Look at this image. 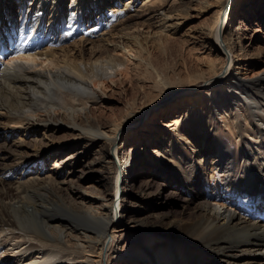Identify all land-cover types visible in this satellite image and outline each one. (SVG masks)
I'll return each instance as SVG.
<instances>
[{
  "label": "bare ground",
  "instance_id": "obj_1",
  "mask_svg": "<svg viewBox=\"0 0 264 264\" xmlns=\"http://www.w3.org/2000/svg\"><path fill=\"white\" fill-rule=\"evenodd\" d=\"M196 3L212 15L185 39L184 57L185 50L199 52L204 69L181 61L170 67H181L186 83L165 79L168 68L159 67L157 57L148 59L149 41L139 33L122 40V47L101 43L110 42L115 31L159 23L164 44ZM236 5L237 0H0V131H24L35 137L29 143L38 144L27 151L25 140H14L10 149L0 143V161L10 159L0 164L4 264L46 262L50 250L62 251L68 263L79 264L75 256L102 264L105 248L127 229L146 243L163 238L181 245L162 248L160 264H172L168 253L182 264H203L202 257L210 264H264V70L237 75L239 43L229 33ZM178 45L167 43L163 54L177 55ZM132 53L139 61L134 67ZM141 74L165 95L196 98L164 123L155 148L148 149L156 143L146 137L144 152L133 143L126 151L125 141H137L152 103L119 124L89 113L102 102L97 90L138 81ZM40 130L46 139L59 131L72 139L51 144L37 139ZM71 145L79 152L62 157ZM87 151L94 156L80 165L77 155ZM136 164L146 178L139 186L133 183ZM85 171L98 173L97 185L82 186ZM160 177L184 189L180 218L150 209L136 218L132 202L145 210L152 193L161 195L153 183Z\"/></svg>",
  "mask_w": 264,
  "mask_h": 264
},
{
  "label": "rangeland",
  "instance_id": "obj_2",
  "mask_svg": "<svg viewBox=\"0 0 264 264\" xmlns=\"http://www.w3.org/2000/svg\"><path fill=\"white\" fill-rule=\"evenodd\" d=\"M13 1L16 2V0ZM245 4L250 6L244 7ZM211 15V10H200V6L198 3H196L195 5H191L189 15L186 16V19L182 21L177 33L175 35H172L166 41L164 40V44L162 42V37L165 36V31L159 29V23L151 28L139 26V29L131 28L129 30H120L118 32L115 31L114 37L110 39V42L102 41L101 43H104V45H107L108 47H122V40H132V38L139 33L143 38H147V41H149L146 47L149 52L147 55L148 59L150 60L151 58V60L154 61V59L157 57L158 59L156 58L155 61H157L159 67H162V69L165 70L168 68L165 71L167 73L165 79L167 81L173 80L172 82L177 81L186 83L187 81H189V77L186 76V72L181 67L173 71L170 70V67H172L175 62L179 61L180 63L181 61L183 63V66L188 65L193 66L196 69H204L203 66L199 65L201 57V54L199 52H196L197 54H186L187 50H185L184 57V43L185 39L189 35L198 33V31L207 22ZM232 15L233 19L229 25V33L232 40L235 41V44L239 43L235 48L234 54L239 56L238 61L241 64L239 67V71H237V75L241 79H243L245 75L252 76L253 74L257 73H259L260 75L264 70V0H237V5L235 6L234 10L232 8ZM174 40H177L179 42L178 46L180 49L182 47L181 50L178 49L182 51L180 52L182 58L178 56V54L180 53H178L177 55L173 54L172 57H169L164 55V52H162L165 50L166 44ZM47 44L51 45L52 43L49 42ZM155 45H159V51L162 52V54L158 51V49L155 48ZM240 46L242 47V49H240ZM87 48H89V45L87 46ZM133 55L134 53L130 54V58L132 59L133 63H135L134 65H132L134 67L138 64L139 61L138 59L134 58ZM252 59L254 62H251ZM185 61L187 63H185ZM243 61H245V63H243ZM173 72L174 74H172ZM181 79L185 80L181 81ZM153 81V79H148L147 76L141 74L138 81H132L131 83L129 81H126V83L123 84L110 82L109 84H106L107 88L103 90H97L98 93L102 96V102L101 104L93 107L95 110H97V108L99 109L95 112V114L91 112L89 113L91 115H88L89 117L91 116V118L92 116H94V119L98 118L99 120H101V122H116L118 124L123 123L125 121V118H128L130 112H138L146 104L152 103L150 106V114L146 118L142 119V126L138 134H136L137 141H125L124 146L126 151L131 148L133 143V146L138 148L140 152H144L146 149L145 146L147 145L144 143H148V139H146V137L149 138L150 141L154 140V143H156H152L151 146H148V149L151 150L155 148L157 143H160V139L163 136L164 131L166 130L163 126L164 123H167L168 121L176 117L177 113H181L182 111L184 112L188 107V104H194L192 100L196 98V93H194L193 95L189 94L186 96L170 97L162 93L164 90L161 91V87H158L159 89L155 90L154 86H156V84ZM183 100H185L184 105H182L183 103H181ZM152 134H154V136L149 137ZM46 135L47 134L44 135V132L40 130V134H38L36 137L37 139L44 138L42 140H44L45 142L50 141L49 143L51 144H55L56 140L68 141L72 139L61 131L57 132V134L53 135L49 139L48 137L46 139ZM32 138L35 137L27 138L24 131L17 133L16 136H10L7 134V131L4 130L2 132L0 131V143H3L4 140V144L7 149H10L11 144L14 140L18 141V139H21L22 141L25 140V143H28L26 144V148L27 151H29L34 148L33 145H38L32 142L29 143L30 139ZM73 150L79 152L80 149L79 147L71 145V147L63 153L62 157H65ZM93 156V151L78 153L76 161H81L80 165H82L85 162H89L93 158ZM53 161V159L46 161L47 169L51 168ZM3 162L10 163V159L7 157L3 161H0V164H3ZM135 167L139 172L137 177L134 178L133 183L135 184V186H139L141 183H143V181H145L146 178L143 177L144 172L142 170V167L137 164ZM97 178V172L85 171L81 184L84 187L89 185H97ZM153 183L156 186H159L161 195L152 193V196L150 197L151 205L149 204L145 208V210L135 208L134 204L136 201L132 202L133 206L131 205V214H136V218L139 219L141 218V216H143V213H148L150 209L155 213H160L161 215L168 214L171 220H178L180 218V209L184 200V189H179L177 184L171 185L170 180L166 179L165 177L154 179ZM154 235L159 236L157 234ZM20 239L21 237H19L18 240ZM170 245H175L178 249L181 248V245L178 242L165 240L163 238H156L155 240H150L146 243L144 242L142 235L138 233L134 234L129 229H127L126 231L123 230L117 233L113 244L108 248H105L106 254L105 256H103L102 264H160L156 257L161 250L167 248ZM142 247H146L147 251L144 252ZM49 254L50 257L46 262L42 259L36 261V264H74L66 262L63 257L65 254L60 250H50ZM178 255L179 254H177L176 256L178 257ZM168 256H171L169 258V261H171L172 264H182L181 261H178L174 257L175 255L168 253ZM73 257L79 264L91 263V261H89L88 263H83V258L75 256H72L71 258ZM58 261L61 262L59 263ZM201 261H203V264H210L207 258L205 259L204 257H202ZM0 264L4 263L0 260Z\"/></svg>",
  "mask_w": 264,
  "mask_h": 264
}]
</instances>
